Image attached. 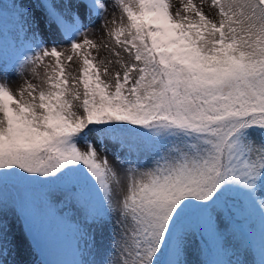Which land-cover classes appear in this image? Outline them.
<instances>
[{
    "label": "snow or ice",
    "instance_id": "1",
    "mask_svg": "<svg viewBox=\"0 0 264 264\" xmlns=\"http://www.w3.org/2000/svg\"><path fill=\"white\" fill-rule=\"evenodd\" d=\"M180 3L173 11L171 0H114L119 16L102 25L103 45L81 33L72 11L81 5L41 4L49 25L70 32V48L38 45L25 55L19 70L31 66L39 83L13 91L0 81V177L77 185L102 237L111 220L95 190L118 217L114 264H158L165 254L167 264H186L190 241L179 221L189 207L211 214L242 193L264 211V0H211L216 19L203 0ZM89 11L103 18L107 5L91 0ZM19 18L35 38L41 21L30 11ZM76 60L78 74L67 67ZM92 134L129 151L138 147L132 136L151 142V166L131 163L121 177L87 143ZM12 228L0 211V264L13 251L5 248Z\"/></svg>",
    "mask_w": 264,
    "mask_h": 264
},
{
    "label": "rangeland",
    "instance_id": "2",
    "mask_svg": "<svg viewBox=\"0 0 264 264\" xmlns=\"http://www.w3.org/2000/svg\"><path fill=\"white\" fill-rule=\"evenodd\" d=\"M15 1H19L25 7L22 12L30 11L41 23L39 27L34 26L35 38L32 37L31 32L27 33V28L21 20L16 28L5 32L8 46L0 53V81L7 82L13 91L25 80L39 83L38 80L32 79L31 66L25 67L22 73L19 70V62L26 54L33 52L38 45L47 48L56 47L61 51L70 48L68 39L70 32L64 30L62 25L59 30H57L58 26L49 25L43 16L44 9L40 7L41 4L59 6L69 3V0ZM71 2L74 5H81L72 9L82 26L81 33H86L98 45L104 44L103 41L101 42L102 38L106 43L108 37L102 25L108 21L107 27L111 28L113 26L110 23L111 19L114 15L117 18L119 16V12L113 8L114 0H103L107 5L103 18L97 16L94 11H89L91 0H71ZM193 2L201 6V0H193ZM210 2L211 0H203V11L210 18L216 19V9L210 7ZM171 4L173 11L181 7L180 0H171ZM20 28L24 30L20 32ZM83 38V35L75 37L77 41ZM93 52L95 54V50ZM105 56L107 50L101 47L98 58L102 59ZM51 62V58L45 60V63ZM67 67L68 71L78 74L79 61L76 60ZM116 68H118L116 65L110 66V71ZM38 71L43 75L45 69L41 67ZM132 139L138 147L130 151L125 145L111 139H104L101 142L95 134L88 137L87 143L93 144L98 158L107 159L123 177L124 171L131 163L140 167H150L156 150L149 141L136 136H132ZM78 146L81 151L86 150L85 141H80ZM91 191L93 193L91 198L96 208L111 220L110 227L105 229L102 237L99 229L92 225L91 217L84 205L75 199L62 202V196L56 194L52 201L46 204L34 201L19 203L15 194L0 192V211L7 221L13 224L11 233L5 241L6 250L13 247V251L11 253L6 251L4 264H83L85 261L87 264L89 262L108 264V261L109 264H114L117 253L112 246V234L118 217L102 204L101 197L95 190ZM119 193L120 189L114 191V203L119 199ZM240 194L256 215L249 240L243 246L234 240L226 208L217 209L211 214L203 208L201 219L210 236L207 239L199 234L196 225L188 221L179 223L187 231L190 241L185 257L186 264H264V211L242 193ZM217 213L220 214L219 220ZM217 224H219L218 230ZM168 259L166 254L161 255L158 264H167Z\"/></svg>",
    "mask_w": 264,
    "mask_h": 264
},
{
    "label": "trees",
    "instance_id": "3",
    "mask_svg": "<svg viewBox=\"0 0 264 264\" xmlns=\"http://www.w3.org/2000/svg\"><path fill=\"white\" fill-rule=\"evenodd\" d=\"M25 9L19 1L15 0H0V53L7 49L8 41L5 37V32H10L19 24V12ZM24 29L20 28V32ZM80 188L77 185L68 183L64 180L47 182V181H27L18 176L4 174L0 177V192L5 194H15L19 203H27L34 201L37 203H48L52 201L56 194L62 196V202L76 199ZM92 196V193H91ZM64 200V201H63ZM66 200V201H65ZM58 204V203H57ZM201 207L192 206L187 208L179 223L188 221L196 225L199 234L207 239L209 236L205 224L201 219ZM232 227L234 240L243 246L249 240L250 231L254 228L255 212L245 201L240 193L232 200L226 208ZM205 228V229H204Z\"/></svg>",
    "mask_w": 264,
    "mask_h": 264
},
{
    "label": "bare ground",
    "instance_id": "4",
    "mask_svg": "<svg viewBox=\"0 0 264 264\" xmlns=\"http://www.w3.org/2000/svg\"><path fill=\"white\" fill-rule=\"evenodd\" d=\"M102 41H103V43H105V39L104 38L101 39V42ZM83 264H87V262L85 261ZM94 264H97V263H94Z\"/></svg>",
    "mask_w": 264,
    "mask_h": 264
}]
</instances>
